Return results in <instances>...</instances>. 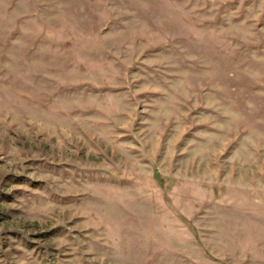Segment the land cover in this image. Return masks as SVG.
I'll return each mask as SVG.
<instances>
[{"label":"rangeland","instance_id":"1","mask_svg":"<svg viewBox=\"0 0 264 264\" xmlns=\"http://www.w3.org/2000/svg\"><path fill=\"white\" fill-rule=\"evenodd\" d=\"M0 264H264V0H0Z\"/></svg>","mask_w":264,"mask_h":264}]
</instances>
